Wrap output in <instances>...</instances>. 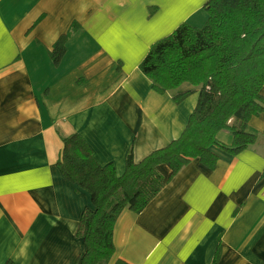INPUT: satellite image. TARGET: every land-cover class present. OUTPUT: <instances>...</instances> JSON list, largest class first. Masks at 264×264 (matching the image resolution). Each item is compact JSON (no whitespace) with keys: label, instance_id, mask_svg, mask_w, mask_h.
<instances>
[{"label":"crops","instance_id":"1","mask_svg":"<svg viewBox=\"0 0 264 264\" xmlns=\"http://www.w3.org/2000/svg\"><path fill=\"white\" fill-rule=\"evenodd\" d=\"M210 1L0 0V264L84 254L74 234L91 198L62 177L63 138L78 134L121 176L130 150L138 163L180 137L198 90L158 94L138 67L180 25L202 27ZM73 23L56 64L50 53ZM247 131L256 140L237 155L211 149L214 170L192 160L141 213L124 209L110 264H214L218 249L215 264H264V113Z\"/></svg>","mask_w":264,"mask_h":264},{"label":"trees","instance_id":"2","mask_svg":"<svg viewBox=\"0 0 264 264\" xmlns=\"http://www.w3.org/2000/svg\"><path fill=\"white\" fill-rule=\"evenodd\" d=\"M203 10L202 27L180 25L154 43L138 67L158 94L184 84L198 90L196 106L179 138L138 163L130 150L121 176L112 165H97L78 134L62 139L57 160L62 177L87 192L92 206L81 213L74 234L85 245L74 264H110L115 254L113 230L121 212L141 213L192 160L214 170L219 157L212 148L235 156L255 142L256 135L247 127L252 117L264 113V0H211ZM78 27L73 23L54 44L50 53L54 63ZM191 93L175 94L174 102ZM221 131L231 135L230 145L218 142ZM160 166L170 170L167 179L158 172ZM113 264L128 263L117 259Z\"/></svg>","mask_w":264,"mask_h":264},{"label":"rangeland","instance_id":"3","mask_svg":"<svg viewBox=\"0 0 264 264\" xmlns=\"http://www.w3.org/2000/svg\"><path fill=\"white\" fill-rule=\"evenodd\" d=\"M223 135H227V136H229V134H228V132L227 131H221L218 135H217V138L218 139H221L224 143H228L229 144V140H230V137H228V139L229 140H224L223 138H222V136Z\"/></svg>","mask_w":264,"mask_h":264}]
</instances>
